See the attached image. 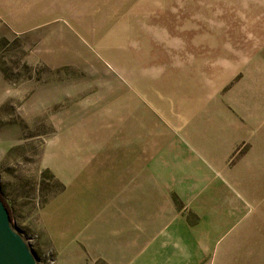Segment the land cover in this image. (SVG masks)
Returning a JSON list of instances; mask_svg holds the SVG:
<instances>
[{"label":"rangeland","instance_id":"374dc122","mask_svg":"<svg viewBox=\"0 0 264 264\" xmlns=\"http://www.w3.org/2000/svg\"><path fill=\"white\" fill-rule=\"evenodd\" d=\"M260 115L264 0H0V189L40 264L88 263L107 190L195 224L185 194L234 189L254 145L226 153L211 129L264 128ZM212 138L205 159L192 141ZM246 197L243 222L264 215ZM229 248L219 264H264V244Z\"/></svg>","mask_w":264,"mask_h":264},{"label":"crops","instance_id":"0c3cea01","mask_svg":"<svg viewBox=\"0 0 264 264\" xmlns=\"http://www.w3.org/2000/svg\"><path fill=\"white\" fill-rule=\"evenodd\" d=\"M263 117H256L255 121L263 123ZM256 126L236 131L211 129L209 137H221L226 153L241 137L253 139L254 145L233 175H228L234 189L216 181L207 189L196 188L185 194L186 203L199 215L195 224L171 208L167 212L154 195H147L146 208L139 210L136 193L127 192L124 199L119 194L121 190H107L105 201L109 204L100 206L97 233L91 230L85 233L84 242L90 252L88 257L85 255L88 261L85 264H219L224 244L230 250L239 243L248 248L264 244V238L253 231L257 226L264 227V215L243 222L249 213L247 208H252L246 196L264 198L263 159H249L256 147L264 146V128ZM213 138L206 140L207 146L192 141L205 159L203 152L213 155L210 148ZM213 158L211 162L216 161Z\"/></svg>","mask_w":264,"mask_h":264},{"label":"water","instance_id":"95a60500","mask_svg":"<svg viewBox=\"0 0 264 264\" xmlns=\"http://www.w3.org/2000/svg\"><path fill=\"white\" fill-rule=\"evenodd\" d=\"M0 264H40L29 238L14 225L0 198Z\"/></svg>","mask_w":264,"mask_h":264},{"label":"trees","instance_id":"16d2710c","mask_svg":"<svg viewBox=\"0 0 264 264\" xmlns=\"http://www.w3.org/2000/svg\"><path fill=\"white\" fill-rule=\"evenodd\" d=\"M0 198H1V200L3 201L5 207H6L7 210H8V212H9V214H10V218H11V220L13 221V215H12V212H11V207H10V205L8 204V202L6 201V199L4 198V196H3L2 192H1V189H0Z\"/></svg>","mask_w":264,"mask_h":264},{"label":"built area","instance_id":"2783aa9c","mask_svg":"<svg viewBox=\"0 0 264 264\" xmlns=\"http://www.w3.org/2000/svg\"><path fill=\"white\" fill-rule=\"evenodd\" d=\"M30 241V240H29Z\"/></svg>","mask_w":264,"mask_h":264}]
</instances>
